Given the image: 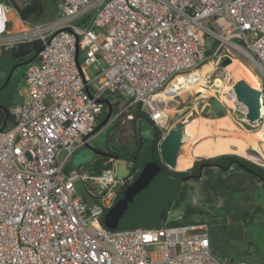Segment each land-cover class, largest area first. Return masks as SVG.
I'll return each instance as SVG.
<instances>
[{"label":"built area","instance_id":"obj_1","mask_svg":"<svg viewBox=\"0 0 264 264\" xmlns=\"http://www.w3.org/2000/svg\"><path fill=\"white\" fill-rule=\"evenodd\" d=\"M28 1L0 0V51L41 44L0 131V264H232L213 256L206 221L104 229L100 218L133 163L123 182L119 160L100 174L68 164L95 135L105 96L117 98L113 106L139 105L161 129L165 105L196 85L239 113L256 136L243 156L264 170V0H62L52 20L36 23L18 14ZM241 60L263 89L256 122L245 118L228 78ZM92 66L99 71L90 79Z\"/></svg>","mask_w":264,"mask_h":264},{"label":"rangeland","instance_id":"obj_2","mask_svg":"<svg viewBox=\"0 0 264 264\" xmlns=\"http://www.w3.org/2000/svg\"><path fill=\"white\" fill-rule=\"evenodd\" d=\"M9 14H12V18L15 19V15L12 11H10ZM55 17V14L51 11V8H49L46 12V16L44 18V21H50ZM205 43L207 47H210L213 45L214 41L211 38H206ZM3 51H0V83L4 82V75L6 68L9 65L7 58L4 57ZM240 64L238 66H233L230 70L232 71L233 75L238 74V67L242 66L243 70L245 72L244 77H247L250 81L251 78L253 79V71L251 70L250 65L246 63L245 61L241 60L239 61ZM27 68H19L13 73L12 79H16L18 84V93L19 96L17 99L20 98V95L23 93L24 89V79L23 75L25 74ZM99 69L97 66H92L91 69L86 70V74L91 79L93 77L94 72H98ZM251 73V75L249 74ZM229 81H238L240 79H234L231 75V72H229L228 75ZM241 78V77H239ZM196 86V85H195ZM197 87V86H196ZM4 91H0V94ZM196 92H201L200 94L193 93L190 95V93H187L185 95H180V97L175 98L174 100L168 102L165 105V113L167 116V121L164 126V128H161L163 134L166 133L169 129L174 127L177 123L183 121L184 122V133H183V139H182V145L180 147V161L181 162H188L189 166L187 169H183L181 171H172L171 172H186L187 170L191 169L193 166V163L200 160H213L220 156H235L238 158H241L245 161H248L244 158L243 154L244 150L237 151V148L230 146L229 151L226 149L225 151H219V150H212L209 155H196V151L204 147L205 145H214L217 143L223 142L227 137L231 136H240L243 139L247 140L246 142V148L248 146H255V141H249L247 138L244 137L246 134H249L247 131L243 129L241 126L240 121V115L238 112H227L226 115L229 116L232 124H233V131H228L227 133L223 135H216L215 137H211L213 141H203L205 137L210 135L213 127H215V124L211 120L219 119L222 117H214L210 115L207 111V107L210 103V100L214 98L213 92H206L204 89H199ZM202 95V96H201ZM216 95V94H215ZM105 99H108L111 103H115L117 98L114 96H105ZM15 99L8 98L6 100L5 105L10 106L12 102H14ZM127 103L124 100L118 101V112L121 114L111 123V125L115 126L114 128L111 127V125L108 123L104 127L100 128L91 141L88 143L92 148L99 152H106V149H112L113 147H121V146H132L135 142V125L130 122L131 117H125V113L127 109H125V105ZM172 111V112H171ZM225 115V116H226ZM224 117V116H223ZM196 120L197 127H195L192 132L187 129L186 124L188 122ZM157 127V126H156ZM159 128V127H158ZM246 129H250L245 127ZM160 129V128H159ZM256 131V129H252V132ZM238 134V135H237ZM138 136L145 140L143 148L146 149L149 140L151 137V130L145 125H141L140 129L138 130ZM211 136V135H210ZM218 137H223L222 139H219ZM108 141V143H107ZM207 142V143H206ZM84 146L76 152V154L73 156L70 162V167L72 168H80V167H87L86 165H89L95 157H97L94 153H90V157L87 159L86 156H84L83 153H87ZM90 152V151H89ZM149 168L150 162L146 161ZM251 163V162H249ZM138 164L141 165L142 161H138ZM253 164V163H251ZM255 165V164H254ZM136 179V178H135ZM135 179L132 181H125L127 185H122L121 190L118 191V197L114 199L111 207L108 209V211L103 215V222H110L117 226L115 227L118 230H128V229H135L139 228L141 226H144L146 223V219H144L143 213H142V197L136 195V191L131 187L134 184ZM79 191L81 192V188L77 186ZM182 189L184 191L183 199L177 200L178 206H173L166 215V223L173 222V221H180L183 217V214L188 210L192 209L195 213H192L187 216L186 220L191 222H200L206 220L209 224L213 223V219L215 216L211 213L209 216L206 214V195L203 192L202 186L200 185V181H191V182H185L182 184ZM218 203H214V205H218ZM257 212L262 216V219L264 218V185L260 183H255L254 187L251 192H248L245 196L242 198L236 200L232 204L228 203L226 204V217L227 219L234 218V220L240 219V214L242 212ZM163 221H159L157 224H161ZM156 224V225H157ZM263 225H264V219H263ZM262 230L264 228L261 227ZM261 229L257 230V234L260 236H263ZM264 232V231H263ZM257 246H253V258H257L258 256H262L264 258V247L261 248V251L258 249L261 247L260 243L256 244ZM211 251L213 256L220 262L225 263L228 261H225V258L221 256L216 250L211 247ZM260 253H262L260 255Z\"/></svg>","mask_w":264,"mask_h":264},{"label":"flooded vegetation","instance_id":"obj_3","mask_svg":"<svg viewBox=\"0 0 264 264\" xmlns=\"http://www.w3.org/2000/svg\"><path fill=\"white\" fill-rule=\"evenodd\" d=\"M7 59L9 65L5 71L3 84L5 83L6 77L11 68L15 64L24 61L14 62L12 59ZM28 66L29 65L18 67L13 70V73L19 68L25 69ZM13 73L7 84L2 85V83H0V91H4L0 94V113H2V107L6 109L7 106L5 103L8 98L15 99L19 96L17 80L12 79ZM117 106L118 105H114L115 108H117ZM106 111L107 107L103 104L100 114L105 117ZM135 171L138 172L139 169H136ZM164 172L171 177H191L189 180L183 181L180 184L177 196H179L180 192H183L184 194L182 189L183 183L200 181V185L206 195V214L209 216V214L212 213L215 216V218H212V225L211 223H208L211 232V247H213V249L223 256L225 261H228L229 263H231L232 260H238L244 261L243 263L240 262V264H247L251 258H253L252 247L258 244L259 235L257 234V230H262L261 227L264 226V218L262 219V216L257 212L247 213L241 211L242 213L240 214L239 220H234V218L229 220L226 217V204H232L236 200L245 196L248 192H251L255 183L264 185V179L255 170L244 166L236 160L230 161L227 164L217 162L202 163L197 169L192 171L189 169L183 175H175L166 171ZM199 174H201V176L198 178L197 176ZM132 180L133 179L131 178V181ZM218 202H220V204L217 206L214 205V203ZM242 246H245L243 255ZM236 255L242 256L238 257Z\"/></svg>","mask_w":264,"mask_h":264},{"label":"water","instance_id":"obj_4","mask_svg":"<svg viewBox=\"0 0 264 264\" xmlns=\"http://www.w3.org/2000/svg\"><path fill=\"white\" fill-rule=\"evenodd\" d=\"M36 58L37 54L24 60L23 62L15 64L9 71L3 85L8 83L13 70L18 67L31 64ZM76 62L78 65L77 55ZM228 63L229 60L226 59L224 64ZM86 91L88 92L87 88ZM233 91L236 100L239 103H242L247 109L245 118L249 122L258 121L261 108L260 97L263 94L261 86L255 84L253 85L246 79H240L234 83ZM101 102L106 105L107 111L101 123L96 127L97 130L107 125L110 118L118 113V108H115L108 99H104ZM1 111L4 116V120L0 125V131L5 129L8 118V113L4 107H2ZM207 111L210 115L217 118L223 117L227 114L226 108L215 98L210 100ZM183 133L184 122L181 121L166 131L159 143L161 162L172 171L183 170V165L180 162V147L182 145ZM84 148L88 150L86 151V154L83 153L87 159L90 157V153H94L96 156L100 157L107 155V152H99L92 148L89 144L84 145ZM116 160H119L116 165V179L118 182H123L128 177L130 172L126 166L128 161L122 159ZM200 176L201 174L197 177L199 178ZM190 178V176L185 178L171 177L157 166L143 168L137 175L134 184L131 186L136 191V195L142 197V213L144 219H146V223L144 226L139 228H149L155 226L161 220L163 212L167 209L169 202L178 195L180 184ZM241 248L243 255L245 246H242ZM242 255L236 256L241 257ZM232 262L233 264H240V262L243 263L244 261L232 260Z\"/></svg>","mask_w":264,"mask_h":264},{"label":"trees","instance_id":"obj_5","mask_svg":"<svg viewBox=\"0 0 264 264\" xmlns=\"http://www.w3.org/2000/svg\"><path fill=\"white\" fill-rule=\"evenodd\" d=\"M62 0H29L26 5H24L22 8L18 9V14L20 18L24 21H31L33 23L36 22H42L44 21V18L46 16V12L49 8H51V11L57 15L59 13V8ZM41 49V44L39 42H31V43H26L19 45L13 49H11L8 52L4 53V57L2 58H9L12 59L14 62H20L23 60H26L33 55L37 54L39 50ZM251 75V73H249ZM118 104V103H117ZM9 107H6V111L8 113V118H7V123L5 128L10 126L12 119L11 116L9 115L8 111ZM125 117L130 116L131 120L130 122L134 124L135 127V133H136V142L132 146H121V147H113L112 149H106L107 155L103 157H95L94 160L89 164L86 165L87 167H90L91 172L93 174H100L101 172L108 170L112 167L113 161L116 159H122L126 160L128 162L133 163V169L130 172V175H132V179H135L137 175L140 173V171L148 167L146 161L150 162V166H157L158 168L162 169L163 171H166L168 173H172L175 175H183L185 174L184 172H171L162 162H161V157L159 153V143L162 140V130L156 127L151 120H149L144 113L141 112L140 106L139 105H132L130 106L125 115ZM103 116L100 114L98 119H97V124L96 127L101 123L103 120ZM4 120V116L2 113H0V125L2 124ZM141 125H145V127L149 128L151 130V137L149 140V144L146 149L143 148V144L145 140L140 138L138 136V130L140 129ZM113 130H115V126L111 125ZM245 128V126H244ZM97 128L95 129V132H97ZM219 139H222L223 137H218ZM108 143V141H107ZM142 161V164L139 165L138 161ZM236 160L239 163L243 164L244 166L250 167L253 170H255L263 179H264V170L254 164L249 163L248 161H245L241 158L235 157V156H220L216 159L213 160H200L196 161L193 163V166L191 168V171L194 169H197L199 165L202 163H207V162H217V163H224L227 164L230 161ZM139 169L138 172L135 170ZM124 185H127L125 182ZM183 192L179 193V196L174 198L172 201L169 202L167 209L163 212L161 221H166V215L167 212L173 207V206H178L177 200L178 198L183 199ZM118 195L116 196V198ZM108 211L106 209L101 218H100V224L101 226L108 230V231H118L110 221L104 223L103 222V215ZM195 213L194 210L188 209L184 214L183 217L180 221H173L169 222L168 226H177V225H183V224H188L191 223V221H187L186 218L188 215ZM158 225V224H157ZM156 226V225H155ZM264 228L262 230V233L264 234ZM259 240L258 242L260 243L261 247L258 249L261 251V248L264 247V235L263 236H258ZM257 246V245H256ZM262 253H260L261 255ZM264 256V254H263ZM247 264H264V258H260L258 256L257 258H251V260Z\"/></svg>","mask_w":264,"mask_h":264},{"label":"bare ground","instance_id":"obj_6","mask_svg":"<svg viewBox=\"0 0 264 264\" xmlns=\"http://www.w3.org/2000/svg\"><path fill=\"white\" fill-rule=\"evenodd\" d=\"M233 66H235V63H233V64H231L229 66V72H231V75H232V77L234 79H246V80H248L250 83H252L254 85V83H253L254 81H253L252 78H251L252 81H250L247 77H244L245 72H244L242 66L237 68L239 76L237 74L233 75L232 71L230 70ZM209 68H210L209 65H205L202 68L201 72L204 73L207 70H209ZM239 77H241V78H239ZM188 78H191V76H188ZM179 83L180 82H174V86H177ZM215 84L217 86H220L222 88L223 92H226L228 90L227 87H224L225 82H221L220 80H216ZM199 89L200 88L196 87L195 85H188L185 89L181 90L179 92V94L180 95H185L187 93H190V95H192L194 92H196V90L198 91ZM204 93L205 92H203V94ZM221 99L225 100L224 97H221ZM211 121L214 122L215 127H213V129H212V131L210 133L211 136L208 135L207 137H205L204 140H202V142L203 141H208V142L213 141L211 139V137H215L216 135H223V134L227 133L228 131H233L234 130L233 129V124L234 123L232 124V122H231V120H230L228 115H226V116H224L222 118H219V119L211 120ZM186 127H187V129H189L192 132V130L195 127H197L196 120L188 122L186 124ZM244 137L247 138L249 141H255V138H256L255 134H253V135L252 134H246V136L244 135ZM246 142H247V140L243 139L239 135L237 137L236 136H234V137L229 136V137H227V139H225L221 143H217V144H214V145H205L204 147L199 148L196 151V155H203V156L204 155H209V153L212 150H216V149L219 150L220 152L221 151H225L226 149L229 151V147L230 146H233V147L237 148V151L244 150V149H246ZM241 154H243V153H241ZM181 164L183 165L182 169H186L189 166L188 162H186V163L181 162Z\"/></svg>","mask_w":264,"mask_h":264},{"label":"crops","instance_id":"obj_7","mask_svg":"<svg viewBox=\"0 0 264 264\" xmlns=\"http://www.w3.org/2000/svg\"><path fill=\"white\" fill-rule=\"evenodd\" d=\"M78 151V150H77ZM76 151V152H77ZM76 152L72 155V157L70 158V162H71V159L73 158V156L76 154ZM70 162H69V164H68V167H70ZM70 168H72V167H70ZM232 264H233V262H231Z\"/></svg>","mask_w":264,"mask_h":264}]
</instances>
